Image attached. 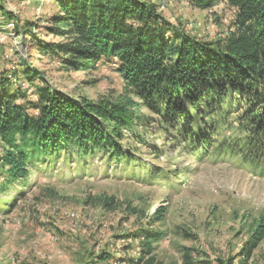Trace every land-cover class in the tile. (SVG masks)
Instances as JSON below:
<instances>
[{"label": "rangeland", "instance_id": "rangeland-1", "mask_svg": "<svg viewBox=\"0 0 264 264\" xmlns=\"http://www.w3.org/2000/svg\"><path fill=\"white\" fill-rule=\"evenodd\" d=\"M153 1L165 19L200 40L223 39L232 31L235 11L226 3L202 8L187 0ZM6 6L13 16L0 13V74L28 91V101L19 103L34 112L31 102H37L43 80L78 99H116L122 93L116 59L73 71L61 56L25 42L29 35L19 25L28 23L42 26L34 28L35 36L53 39L45 29L57 11L53 0H8ZM28 69L35 73L32 82L23 75ZM142 113L150 114L144 107ZM223 131L200 155L185 150L183 142L175 148L159 132L146 136L152 148L125 144L135 146L134 164L97 155L70 168L56 163L39 170L23 194L21 186L10 191L13 206L0 210V264H129L144 253L136 236L142 230L162 234L146 255L159 264H264V239L246 255L264 216V166L241 155L232 129ZM105 197L115 199L113 206L103 204Z\"/></svg>", "mask_w": 264, "mask_h": 264}, {"label": "trees", "instance_id": "trees-1", "mask_svg": "<svg viewBox=\"0 0 264 264\" xmlns=\"http://www.w3.org/2000/svg\"><path fill=\"white\" fill-rule=\"evenodd\" d=\"M53 1L57 11L45 26L53 39L35 36L34 28L42 26L28 23L19 25L29 35L25 42L42 54L61 56L73 71L116 59L123 91L116 99L92 101L43 80L31 112L19 103L28 101V91L0 74V210L16 202L7 200L12 189L21 186L18 194H23L33 174L56 163L70 168L73 161L84 164L97 155L119 165L136 163L135 146L125 144L132 140L131 145L152 148L146 141L150 133L163 132L165 142L175 148L183 142L185 150L200 155L223 130L232 129L241 155L264 166V0H187L202 8L222 2L234 9L232 31L214 41L200 40L165 19L153 0ZM7 2L0 0V13L13 16ZM34 74L23 70L31 82ZM102 202L113 206L115 199ZM161 235L138 232L144 253L129 264H159L146 255ZM263 239L264 216L246 244L247 257Z\"/></svg>", "mask_w": 264, "mask_h": 264}]
</instances>
